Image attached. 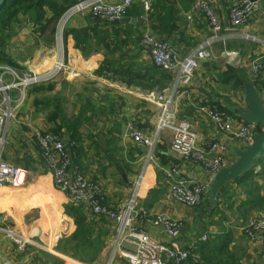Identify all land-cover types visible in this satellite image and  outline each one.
<instances>
[{"label":"crops","instance_id":"0c3cea01","mask_svg":"<svg viewBox=\"0 0 264 264\" xmlns=\"http://www.w3.org/2000/svg\"><path fill=\"white\" fill-rule=\"evenodd\" d=\"M194 1L152 0L151 10L146 14L135 1L123 18L136 23L98 22L89 13H80L69 21L60 49L46 42L52 38V29L46 27V21L52 19L49 11L44 10L40 21L27 24L21 22L27 16L19 14L14 23L0 31L3 37L0 63L18 72L52 71L58 57H62L61 66L51 79L26 89L24 102L7 125L2 158L25 170L27 179L20 188L5 186L0 190V226L18 231L34 243L18 251L0 233V264L78 263L66 254L71 253L66 245L68 238L77 228L73 218L65 214L66 206L85 216L92 239L101 243L99 255L91 264L99 263L109 253L113 222L92 217L85 207L69 202L54 187L42 165L35 132H49L64 141H74L72 168L101 185L108 207H122L142 164L143 148L132 141L131 132L151 136L160 111L152 95L167 89L175 75L174 71L156 68L148 53L140 48L139 40L143 32H149L172 45L181 57L190 53L208 35L204 16L191 11ZM259 2V10L246 30L264 37V0ZM215 3L219 13L227 18L226 0ZM263 54L261 46L244 40L216 44L211 48V56L199 63L189 85L180 89L175 98L177 119L189 124L198 136V145L203 148L214 142L223 145L230 165L237 162L239 152L247 146L233 133L218 131L205 110L211 105L229 110L234 131L239 124H246L243 115L248 111L246 96L250 89L255 91L264 110V71L254 77L250 69L252 60ZM8 94L12 100L17 97L16 90ZM257 131H263L259 124ZM170 140L171 133L163 131L154 160L146 168L139 201L151 214H165L181 221L183 227L174 240L168 239L160 228L146 227L149 236L186 246L203 234L213 238L228 232V250L238 253L234 258L237 264H264V245L249 241L241 232L239 222L243 216L255 213L247 211L244 205L247 198L244 186L237 185L236 178L212 189L214 175L171 152ZM173 165L178 166L179 177L189 184H207L208 194L195 207L163 199L168 183L165 174ZM259 167L255 163L252 169L256 173ZM35 201L40 206H32ZM34 211H38L39 218L30 224L26 218ZM47 213L61 226L52 240L43 235ZM234 220L238 225L232 224ZM217 224L233 228L221 231ZM242 237L243 250H240L236 244ZM43 253H53V262H48Z\"/></svg>","mask_w":264,"mask_h":264},{"label":"built area","instance_id":"2783aa9c","mask_svg":"<svg viewBox=\"0 0 264 264\" xmlns=\"http://www.w3.org/2000/svg\"><path fill=\"white\" fill-rule=\"evenodd\" d=\"M135 1L141 4L143 13L150 12L152 0H76L57 20L56 46L60 49L64 27L73 16L86 12L93 18L112 22L125 17ZM226 3L227 18L219 13L215 0L193 2L191 11L204 16L208 35L183 57L168 42L154 37L149 32L142 33L139 46L148 53L153 65L164 72L174 71L175 75L167 89L152 95L160 111L151 136L144 137L136 130L131 132L132 141L143 148L142 164L122 207H108L101 185L72 168L76 147L74 141H64L49 132H35L42 165L50 174L54 187L63 193L69 202L85 207L92 217H102L113 222L114 231L109 251L111 257L107 264H117L115 255L128 264H185L191 259L195 263L197 261L194 252L199 242L206 241L207 234L186 246L152 239L146 227L160 228L168 239L174 240L180 235L183 225L181 221L171 219L165 214H151L139 200L146 168L154 160L163 131L171 133L170 151L183 160L200 166L212 175L227 166L226 148L215 142L209 143L206 148L200 147L198 136L190 129L189 124L177 119L175 107L179 90L189 85L199 63L211 56V48L214 45H224L229 40H244L264 49V37L246 30L259 10V0H226ZM143 18L144 16H141V19ZM58 60L59 64L54 70L38 74H19L10 66L0 65V190L5 186L22 187L27 175L25 170L2 158L3 149L7 144L8 122L12 119L14 111L24 102L26 89L51 79L61 66L62 57ZM250 69L254 77L264 71V54L252 60ZM11 90L17 91L15 100L8 94ZM205 112L218 131L233 133L246 145L252 143L251 131L257 126L239 124L234 131L233 117L228 112L219 110L216 105H211ZM165 176L168 179L163 195L165 201L193 207L200 202L207 188V184H189L179 177L177 165H173ZM241 232L249 241L264 245V213H256L241 227ZM0 233L13 243L18 251H24L27 245L34 243L11 228L0 226Z\"/></svg>","mask_w":264,"mask_h":264},{"label":"trees","instance_id":"16d2710c","mask_svg":"<svg viewBox=\"0 0 264 264\" xmlns=\"http://www.w3.org/2000/svg\"><path fill=\"white\" fill-rule=\"evenodd\" d=\"M75 1L76 0H6L5 4L0 9V14L8 11L7 9H9L10 11L7 12L6 20L1 21L2 17H0V31L14 23L19 14L33 12L35 15L34 20L38 22L44 17L45 11H49L53 19L54 16L58 14L61 15L68 7L73 5ZM0 45L2 46V41L0 42ZM256 165L264 167V158L258 160L256 162ZM253 171L254 170L252 169L249 172L245 173L241 178L237 179V185L244 186L247 180L253 175ZM249 195L250 192H247V198L244 203L247 210L250 211L253 209L256 210L257 208H264V197L254 198L250 197ZM31 204L35 207L39 205L36 201ZM3 208H6V206ZM65 214L73 218L77 226L75 232L68 238L67 241V243H69V249L71 253L66 254H69L72 259L81 263H93L99 255L101 243L98 239H92L90 226L86 223L85 216L80 213L79 210L71 206H66ZM229 242V233L222 232L220 235L213 237L209 242H199L197 244L196 252L203 255V257L207 259L206 261H215L216 257L221 255L222 253L229 252ZM56 264H60V262ZM185 264L195 263L191 262V260H188Z\"/></svg>","mask_w":264,"mask_h":264},{"label":"rangeland","instance_id":"374dc122","mask_svg":"<svg viewBox=\"0 0 264 264\" xmlns=\"http://www.w3.org/2000/svg\"><path fill=\"white\" fill-rule=\"evenodd\" d=\"M8 11H10L9 9H7ZM8 11H5V12H3V13H1L0 15V17H2L1 18V21L2 20H6V17H7V12ZM62 12V11H61ZM46 13V12H45ZM64 13V12H63ZM62 13V14H63ZM61 14V15H62ZM26 16H27V19H25V20H21V22L23 23H25V24H27L28 22H32V21H34V17H35V15H34V13L33 12H28V13H26L25 14ZM60 14H58V15H56V16H54V18L53 19H51V20H48V21H46V24H47V26L46 27H48V28H50V29H52V38H51V41H46V42H50V45L51 46H56V37H55V28H56V23H57V20L60 18V16H59ZM78 15V14H77ZM74 17V16H73ZM72 17V18H73ZM71 18V19H72ZM71 19H69V21L71 20ZM69 21L66 23V25H65V27H64V30H63V34H64V32H65V30L67 29V27H68V24H69ZM37 37V36H36ZM3 39V37L2 36H0V41ZM63 39V38H62ZM81 39V38H80ZM79 39V40H80ZM49 40V39H48ZM82 40V39H81ZM38 41V39L36 40V42ZM56 54H57V51H56ZM60 57V56H59ZM58 57V58H59ZM59 63V60H58V62H56V65ZM61 64H62V61H61ZM0 65H7V64H4V63H0ZM55 65V66H56ZM7 66H10V65H7ZM11 67V66H10ZM13 68V67H12ZM18 72V71H17ZM19 74H22V73H29V74H35V73H32V72H18ZM43 73V72H42ZM44 73H47V72H44ZM7 81V80H6ZM8 82V81H7ZM29 177V176H28ZM27 179V178H26ZM254 179H258L259 180V182H256V181H254ZM31 179L29 178L28 179V181H30ZM243 189H244V191H245V194H246V196H247V192L249 193L250 192V197H254V198H259V197H264V167L262 166V167H259V169L256 171V173L253 171V175L247 180V182L244 184V187H243ZM126 202V201H125ZM247 211H249V210H247ZM253 211L255 212L254 214H248V216H243V220L241 221V223L239 222V224H240V227H242L250 218H252L256 213H264V208H257L256 210L255 209H253ZM251 212V211H250ZM55 213V212H54ZM53 213V214H54ZM52 214V215H53ZM244 215V214H243ZM46 221H47V223L45 224V227H44V229H43V235H46V237H49V239L50 240H52L53 239V237L55 236V235H57L60 231H61V226L59 225V221L57 220L56 221V218H52L53 216H51L49 213H47V215H46ZM39 218V213H38V211H34V212H30V213H28V216H27V218H26V220H27V222L28 223H30V224H32L33 222L35 223V221H37V219ZM59 218V217H58ZM222 220H227L228 222L230 221V219H228V218H223ZM58 223V224H57ZM182 223V222H181ZM237 223V221L236 220H234V222L232 223V224H236ZM183 225V224H182ZM236 225H238V223L236 224ZM216 228H219L221 231L222 230H225V228H227L229 231L230 230H232V228H233V225H216ZM224 228V229H223ZM41 234V233H40ZM42 234L41 235H39V236H43ZM25 236V235H24ZM246 238V237H245ZM212 239V235H207V239H206V241L207 242H209L210 240ZM243 237L241 238V239H239V241H238V244H236L237 245V248L238 249H240V250H243ZM205 241V242H206ZM68 247H69V244H66ZM175 245H177V244H175ZM228 246H229V244H228ZM236 247V246H235ZM236 248V249H237ZM229 251V250H228ZM230 252V253H229ZM228 253H222L221 255H219L218 257H216V259H215V261H206L207 259H205V257H203V255H201L200 253H198V252H194L195 253V257H197V261H196V263L195 262H193V260L191 259V262H193V263H195V264H207V263H211V264H237V262H235L234 261V258H236L237 257V254L238 253H233L234 251H229ZM51 253H43V257L48 261V262H50V263H52L53 262V259H51V258H54L53 256H52V254L50 255ZM41 255V254H40ZM111 255V253H106V255H105V257L104 258H102L101 260H100V262L99 263H97V264H107V262H108V260H109V258L111 257L110 256ZM242 255H243V253H242ZM241 255V256H242ZM240 257V256H239ZM116 260V263L117 264H128V263H126V261H124V260H122V259H120V258H118V256L117 255H115V257H114ZM74 260V259H73ZM52 261V262H51ZM230 263H229V262ZM66 263H68V260H67V262ZM70 263V262H69ZM78 263H79V261H78ZM60 264H63V262H61ZM80 264H85V263H81L80 262Z\"/></svg>","mask_w":264,"mask_h":264},{"label":"water","instance_id":"95a60500","mask_svg":"<svg viewBox=\"0 0 264 264\" xmlns=\"http://www.w3.org/2000/svg\"><path fill=\"white\" fill-rule=\"evenodd\" d=\"M6 0H0V9L5 4ZM98 22H101L100 19H97ZM131 22L136 23L135 20H131L128 18H121L119 20H115L110 22L111 24H118L119 22ZM246 106L248 111L244 113L243 117L245 119V123L257 126L258 124L263 128V131L258 132L257 128L253 127L251 131L252 135V143L246 145V150L239 152L238 160L235 164L230 165L227 163V166L222 171L216 173L214 175L213 185L223 184L226 181L234 180L241 178L245 173L252 170L254 164L264 158V110L262 109L258 97L253 89H250L247 92L246 96ZM227 112H230L227 110ZM208 194V187L206 188L200 202L203 200L205 195ZM199 202V203H200ZM198 203V204H199ZM197 204V205H198ZM196 206V205H195ZM193 206V207H195Z\"/></svg>","mask_w":264,"mask_h":264},{"label":"bare ground","instance_id":"6f19581e","mask_svg":"<svg viewBox=\"0 0 264 264\" xmlns=\"http://www.w3.org/2000/svg\"><path fill=\"white\" fill-rule=\"evenodd\" d=\"M59 64V63H58ZM36 234V233H35ZM26 237V236H25ZM27 238V237H26ZM74 264H80V263H77V262H75Z\"/></svg>","mask_w":264,"mask_h":264}]
</instances>
